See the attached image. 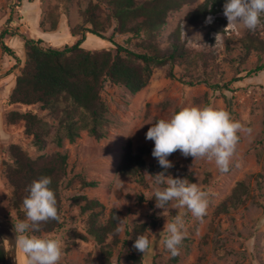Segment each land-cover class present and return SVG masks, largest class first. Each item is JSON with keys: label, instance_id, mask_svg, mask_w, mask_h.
Masks as SVG:
<instances>
[{"label": "rangeland", "instance_id": "rangeland-1", "mask_svg": "<svg viewBox=\"0 0 264 264\" xmlns=\"http://www.w3.org/2000/svg\"><path fill=\"white\" fill-rule=\"evenodd\" d=\"M92 1L25 0L18 6L17 0H0V36L8 31L4 42L15 53V56L6 53L0 41V219L19 221L10 205L13 192L4 169L5 163L11 161V145L17 144L34 159L55 153H67L69 157V173L61 191L64 227L55 233L43 234L61 240L62 255L58 264H105L100 245L86 232L89 214L74 200L82 195L97 199L105 206L103 222L112 210L120 212L121 244L114 249L112 264H264V72L243 78L250 70L264 64V18L255 30L227 28L228 20L223 26L222 20L227 19L223 14L210 15L211 22L206 20L198 27L188 23L187 15L205 0L171 13L158 41L161 48L166 49L172 37L180 34L188 61L155 67L149 85L138 94L106 83L102 98L109 107V114L103 139L83 132L75 143L66 141L63 147H58L50 137L45 148L39 149L26 134L24 123L7 122L6 117L12 111H32L44 116L50 124L54 122L38 106L9 103L16 78L26 62L25 39L43 40L44 46L61 49L75 44L79 37L74 40L70 29L84 22L83 12ZM213 28L223 32L213 31ZM45 33L48 34L43 35ZM217 33L220 36L216 40ZM111 35L112 30L106 37ZM127 39L128 36L116 37L119 43ZM249 40L260 44L248 48ZM140 41L133 39L131 49L138 51L136 43ZM84 47L101 51L113 45L89 34ZM233 79L242 80L231 84ZM211 85L223 88L215 90ZM225 85H229V90ZM184 106L225 109L245 129H251V132L238 133L236 153L226 173L217 168L214 160H194V157L183 156L179 150L168 157L172 167H179L181 173L193 174L195 183L208 193L209 204L202 220L193 217L186 208L174 207L175 201L169 202L164 210L157 208L152 177H147V187H141L118 172L127 144L131 142L134 148L149 145L153 149L154 142L146 139L150 124L168 118ZM148 161L158 162L153 156ZM237 163L239 167L235 166ZM83 181L96 182L97 186L85 188ZM240 181L250 185L254 200L229 215L216 218L217 206ZM178 214L185 219L187 235L178 254L173 256L164 247L166 234L162 231L166 219ZM143 226L144 229L140 228ZM76 233L87 238L79 239ZM138 234L150 240V247L144 253L133 247ZM21 256L25 254L19 249V260Z\"/></svg>", "mask_w": 264, "mask_h": 264}, {"label": "trees", "instance_id": "trees-1", "mask_svg": "<svg viewBox=\"0 0 264 264\" xmlns=\"http://www.w3.org/2000/svg\"><path fill=\"white\" fill-rule=\"evenodd\" d=\"M17 1L18 6H21L25 0ZM197 2L199 0H93L83 12L84 22L70 29L72 37H79L75 44L61 49L46 47L43 40L25 39L26 62L16 78L9 103L38 106L54 122L50 124L44 116L32 111H12L6 117L7 122L11 125L24 123L26 134L32 137L33 145L39 149L45 148L50 137L51 142L58 147H63L66 141L75 143L83 132L99 140L105 138L109 107L103 100L102 93L106 83L125 87L132 94H138L149 85L155 67L182 60L187 62L189 57L180 34L172 37L166 49L161 48L158 40L171 13ZM224 2L225 0H205L187 15L186 21L198 27L210 15L223 14ZM222 22L226 26L227 19ZM111 30L112 35L106 37ZM212 30L223 32L216 28ZM7 34L8 31L3 33L0 41L6 53L15 56L4 42ZM89 34L109 41L113 47L101 51L85 48ZM117 36H128V39L119 43ZM133 39L141 40L136 43L138 51L130 47ZM256 43L260 44L259 41L249 40L247 47H256ZM261 72H264V64L256 66L243 78L256 77ZM171 77L174 75L171 74ZM240 80L242 79H233L231 84ZM211 87L215 90L223 88L219 85ZM224 88L229 90V85ZM152 151L149 145L134 148L129 142L118 172L141 187H147L149 175L164 171L158 162L148 161ZM9 152L11 161L5 163L4 169L13 192L10 205L17 212L19 221L25 220L22 205L28 194V186L41 176H49L52 178L50 187L57 199L58 218L41 222L40 232L36 234H52L61 230L65 224L62 218L61 191L69 173L67 153L42 155L34 159L17 144L11 145ZM166 175L196 182L193 174L186 171L181 173L177 166L169 168ZM82 185L93 188L97 183L83 181ZM74 200L84 213L89 214L87 235L100 245L104 263L112 264L114 249L121 244L120 231H117L120 212L112 210L109 218L103 222L105 206L99 200L89 199L84 195ZM253 200L250 185L246 181H240L231 194L217 206L214 216L217 218L229 215L232 210L246 206ZM140 228L144 229V226ZM76 237L87 238L79 233H76ZM0 264H6V244L1 237Z\"/></svg>", "mask_w": 264, "mask_h": 264}, {"label": "clouds", "instance_id": "clouds-1", "mask_svg": "<svg viewBox=\"0 0 264 264\" xmlns=\"http://www.w3.org/2000/svg\"><path fill=\"white\" fill-rule=\"evenodd\" d=\"M223 14L228 20L227 28L255 30L264 18V0H225ZM211 20L212 17L207 18V22ZM219 36L220 33H217L216 40ZM150 125L146 139L154 142L152 156L164 169L149 175L153 178L156 207L164 210L169 202L175 201L174 207L186 208L193 217L202 220L209 204L208 193L187 178L166 175L173 166L168 157L179 150L183 156L194 157V160H214L217 168L226 173L236 153L238 133L251 132V129H245L227 110L213 106H184L168 118H161ZM235 166L239 167V164ZM51 183L49 176H41L31 182L22 205L25 220L14 224V248L22 250L26 264H58L62 255L60 239L36 234L40 232L41 222L58 218L57 199ZM122 224L123 220L117 218V231L123 230ZM162 233L166 234L164 247L173 256L177 255L187 235L184 217L178 214L166 219ZM133 247L144 253L150 247L148 236L138 234Z\"/></svg>", "mask_w": 264, "mask_h": 264}, {"label": "water", "instance_id": "water-1", "mask_svg": "<svg viewBox=\"0 0 264 264\" xmlns=\"http://www.w3.org/2000/svg\"><path fill=\"white\" fill-rule=\"evenodd\" d=\"M14 222L0 219V237L6 244V264H19L18 250L14 248L16 233Z\"/></svg>", "mask_w": 264, "mask_h": 264}, {"label": "bare ground", "instance_id": "bare-ground-1", "mask_svg": "<svg viewBox=\"0 0 264 264\" xmlns=\"http://www.w3.org/2000/svg\"><path fill=\"white\" fill-rule=\"evenodd\" d=\"M19 264H26V258L24 256H21Z\"/></svg>", "mask_w": 264, "mask_h": 264}, {"label": "crops", "instance_id": "crops-1", "mask_svg": "<svg viewBox=\"0 0 264 264\" xmlns=\"http://www.w3.org/2000/svg\"><path fill=\"white\" fill-rule=\"evenodd\" d=\"M47 34H48V33H45V34H43V35H47ZM42 38H45V37H42ZM73 39L76 40V38H74V37H73Z\"/></svg>", "mask_w": 264, "mask_h": 264}]
</instances>
